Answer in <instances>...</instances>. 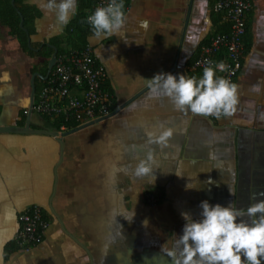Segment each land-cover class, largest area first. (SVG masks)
Masks as SVG:
<instances>
[{
  "label": "crops",
  "instance_id": "0c3cea01",
  "mask_svg": "<svg viewBox=\"0 0 264 264\" xmlns=\"http://www.w3.org/2000/svg\"><path fill=\"white\" fill-rule=\"evenodd\" d=\"M215 1L128 0L119 34L86 38L105 68L115 108L125 106L60 141L0 133V264H173L167 252L182 235V212L198 220L204 200L232 201L241 210L264 200V0H250L246 14L232 115L180 111L150 87V79L174 66L170 74L190 77L186 63L214 27ZM47 2L27 0L30 52L0 23V126L25 125L32 79L46 74L51 57L44 53L67 49L65 31L78 0L66 24ZM41 79L36 75V93ZM33 114L31 128L56 131ZM161 124L173 129L167 147L148 143L147 134ZM149 151L152 172L137 176ZM147 194L157 198L155 205L144 200ZM33 205L50 222L43 240L6 254L18 213Z\"/></svg>",
  "mask_w": 264,
  "mask_h": 264
},
{
  "label": "clouds",
  "instance_id": "9594fccd",
  "mask_svg": "<svg viewBox=\"0 0 264 264\" xmlns=\"http://www.w3.org/2000/svg\"><path fill=\"white\" fill-rule=\"evenodd\" d=\"M46 8L66 24L70 12L76 8V0H48ZM125 21L124 0H109L107 5L97 6L87 17L97 37L119 34ZM205 64L199 79L158 73L150 79V87L153 92L162 91L180 111L217 118L232 115L238 103V85L216 75V69L227 70L224 62L215 68L211 61ZM253 90L259 91V85H254ZM147 135L149 144L167 147L173 129L161 124L159 132ZM150 161L151 151L147 161L141 160L137 165V176L152 172ZM199 207L201 218L198 220L188 212L181 213L185 221L182 235L176 240L174 249L167 252L173 264H261L264 259V200L251 204L246 210L234 207L232 201L222 206L204 200Z\"/></svg>",
  "mask_w": 264,
  "mask_h": 264
},
{
  "label": "built area",
  "instance_id": "2783aa9c",
  "mask_svg": "<svg viewBox=\"0 0 264 264\" xmlns=\"http://www.w3.org/2000/svg\"><path fill=\"white\" fill-rule=\"evenodd\" d=\"M92 6L86 9V18L97 6L107 5L109 0H91ZM250 0H216L213 10L221 13L222 19L230 23L229 31L216 33L207 44L200 47L194 68L203 70L205 61H211L215 68L220 62L227 65L224 72L216 69L218 77H225L231 82L241 68V56L244 51L242 36L245 33V16L251 9ZM128 4L124 6V11ZM106 79L104 66L96 59L90 44L80 49L69 48L56 56V62L42 85L35 94L32 113L40 116L58 115L63 121H75L78 127L102 118L109 117L111 95L104 91ZM211 118L213 116H205ZM72 128L61 124L58 132ZM149 205H155L154 195H145ZM50 222L44 211L33 205L17 215L15 241L21 248H30L39 244Z\"/></svg>",
  "mask_w": 264,
  "mask_h": 264
},
{
  "label": "trees",
  "instance_id": "16d2710c",
  "mask_svg": "<svg viewBox=\"0 0 264 264\" xmlns=\"http://www.w3.org/2000/svg\"><path fill=\"white\" fill-rule=\"evenodd\" d=\"M128 0H124V6L128 4ZM92 6L91 0H78V9L75 13V17L70 21L68 24L66 31H65V45H67V49L74 48V49H80L87 45L86 38L90 34L94 33L91 26L87 23L86 18V9L90 8ZM22 14L24 17V26L27 22L28 18L31 13V8H29V5L27 4V0H14V3H12V0H0V23L6 25L9 28V33L13 36H16L18 38V41L20 42L21 47L24 50H28L27 48V37L26 33L22 30L20 27V15L17 12ZM215 15L216 18L213 19L214 21V27L212 31L209 33V35L204 38L200 44L199 48L197 49L196 53L193 55V57L187 61L186 67L189 73V76H195L197 79L202 77L203 70H200L198 68H194V62L197 59L200 51V47L202 45H205L209 42L210 37L213 36L216 33H226L229 31L230 23L228 21H224L222 19L221 13H218L216 11ZM245 33L242 36V42L245 41V34L248 31V21L245 16ZM244 45V44H243ZM246 48L247 45L245 44ZM65 48H59L57 51V56L64 52ZM28 52H30L28 50ZM43 53V52H42ZM53 51L49 50L47 53H44L47 57H50L52 55ZM47 69H45L46 71ZM45 83L44 79L40 80V84H38V88L41 87ZM102 87L104 91H106L109 95H111V108L114 109L116 106L115 100L113 99L112 91L110 88L109 83L104 80L102 83ZM42 119L44 120L47 127L58 131L61 124H64L68 128H73L77 123L75 121H68L65 122L62 120V118L58 115H52V116H42ZM19 248V245L16 243V241L9 242L6 247L5 251L6 254L10 253L12 250Z\"/></svg>",
  "mask_w": 264,
  "mask_h": 264
},
{
  "label": "water",
  "instance_id": "95a60500",
  "mask_svg": "<svg viewBox=\"0 0 264 264\" xmlns=\"http://www.w3.org/2000/svg\"><path fill=\"white\" fill-rule=\"evenodd\" d=\"M12 3H14V0H12ZM17 12L20 15V27L22 28V30L26 33L27 35V42H28V46L29 48H32L31 43H30V36L29 33L27 31V29L24 26V17L22 16V14L19 12V10H17ZM53 47V53L50 57V59L48 60L47 63V70H46V74L44 76H42L39 73H36L37 76L41 77L42 79H46L48 77V75L50 74L55 62H56V56H57V48L55 46ZM175 69V66L169 70L167 73H171L173 70ZM36 75H34L33 79H32V95H31V102H30V107L28 110V115L26 118V122L25 125L22 127H9V126H0V133H18V134H27V133H35V134H44V135H49L51 137H55L58 141H60V139L68 134L74 133L80 129H83L85 127H88L94 123L100 122L102 119L87 123V124H83L80 127H75L72 128L66 132H58V131H50V130H40V129H33L31 128V121H30V115L32 113V108L34 105V96L36 93V84H35V77ZM147 88V87H146ZM145 88V89H146ZM144 91V89L138 93H136V95H134L130 100H128V102L132 101L133 99H135L136 97H138L140 94H142ZM126 103H123L121 105H118L115 110L112 112L111 115H115L118 111H120V109H122L125 106ZM104 119V118H103Z\"/></svg>",
  "mask_w": 264,
  "mask_h": 264
},
{
  "label": "rangeland",
  "instance_id": "374dc122",
  "mask_svg": "<svg viewBox=\"0 0 264 264\" xmlns=\"http://www.w3.org/2000/svg\"><path fill=\"white\" fill-rule=\"evenodd\" d=\"M37 117H39V116H38L37 114L34 113V114L32 115V120H33V121H36Z\"/></svg>",
  "mask_w": 264,
  "mask_h": 264
}]
</instances>
